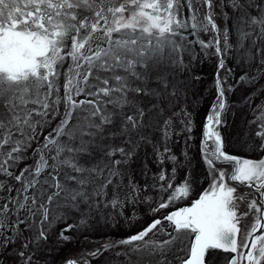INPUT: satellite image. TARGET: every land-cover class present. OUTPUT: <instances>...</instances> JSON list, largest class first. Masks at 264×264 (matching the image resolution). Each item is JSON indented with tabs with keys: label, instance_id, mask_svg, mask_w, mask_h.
Segmentation results:
<instances>
[{
	"label": "snow or ice",
	"instance_id": "1",
	"mask_svg": "<svg viewBox=\"0 0 264 264\" xmlns=\"http://www.w3.org/2000/svg\"><path fill=\"white\" fill-rule=\"evenodd\" d=\"M185 6L187 16L182 15ZM262 6L264 0L256 5ZM252 7L246 0H0V193H6L0 197V258L7 260L6 250L15 244L19 251L13 264H36L55 222L82 203L95 200L98 205L113 179L127 174L136 149L146 140L145 118L151 116L137 99L178 94L167 69L184 71L189 66L183 59L186 46L173 37L184 41L181 30L191 28L189 34L196 39L189 43L217 59L216 99L199 145L210 184L189 205L157 215L123 239L65 256L63 264H90L85 257L96 258L118 246L125 252L116 255H136L148 264H214L219 251L228 254L225 264H264V156L253 160L229 154L220 130L229 107L226 92L232 90L228 76L222 75L231 74L225 63L234 48L230 36L233 30L238 33L237 47L245 61L255 59L243 46L252 35L245 28L259 29L264 37V11L249 15ZM224 8L236 14L234 28ZM221 17L224 24L217 23ZM201 32L211 38L200 39ZM256 53L264 65V49ZM258 71L264 73V68ZM255 79L245 73L237 83ZM153 80L155 89L150 88ZM182 111V130L191 133L194 121ZM257 120L260 142L248 147L264 151V110ZM53 122L55 127L44 134ZM170 129L171 118L163 121L165 142ZM153 150L157 164L172 163L170 174L161 168L153 183L144 185L158 194L145 196L144 202L159 214L189 198L192 179L185 172L177 183L180 162L166 143L162 150L155 145ZM30 153L32 163H26ZM183 155L187 162L188 152ZM217 162L230 164V171L218 169ZM238 186L250 191H238ZM127 187L124 200L114 191L105 206L122 208L130 197L135 203L134 194L141 188L131 176ZM21 212L27 215L21 218ZM87 223L82 217L75 227ZM73 227L62 229L58 239L70 242L65 233ZM150 234L161 238L151 239Z\"/></svg>",
	"mask_w": 264,
	"mask_h": 264
},
{
	"label": "trees",
	"instance_id": "2",
	"mask_svg": "<svg viewBox=\"0 0 264 264\" xmlns=\"http://www.w3.org/2000/svg\"><path fill=\"white\" fill-rule=\"evenodd\" d=\"M246 3L253 6L249 15H257L259 12L264 11V6L260 8L256 7V5L260 3V0H246ZM217 11H221V9H218ZM222 11L232 17L227 23L234 28L236 23V14L234 11L231 8H224ZM245 11L248 10L245 9ZM182 15H188L186 6L182 10ZM217 23L224 24L225 18L221 17ZM191 31V28L181 30V34L187 37L184 41H181L179 37H173V39L186 46L187 51L183 54V59L184 63L189 66L188 69L184 71H173L171 66L167 69L166 74L173 83L179 86L178 94L175 96L142 95L137 99L140 107L149 111L151 116L145 118L146 127L143 129L142 134L146 137V140L142 141L140 146L136 149V157L130 163L127 174L113 179V184L106 190L107 196L101 198L98 205L95 200L89 202L91 207H89V203H82L78 210L65 213V219L55 222L49 230V239L46 247L38 254L37 264H63V257L72 256L73 252L78 248L90 246V244H93L100 236L105 237L112 234L115 237V240H119L123 239L126 235L133 233L135 227L141 223L136 220L134 222L131 220L134 210H136V213L137 210H145V202H143L140 195L145 194L146 192L147 194L158 195L154 189L149 188L148 190H144L145 183L151 185L153 183V174L158 173L161 168L166 169L169 174L171 173V162H166L163 165H159L155 162V153L153 150L154 145L162 150L165 143L167 144V147L171 149L170 154L175 155L180 162L177 164V183L184 177L185 172L190 173L192 179V191L189 198L175 202L168 209L161 210L159 214L152 213L150 207L146 208L148 209V213L142 216L143 222H149L157 217V215L161 217L170 209L185 204L192 198L197 197L203 190L206 180L205 173L208 170L201 158L199 145L205 117L209 112L210 105L216 99L213 82L216 75L215 69L217 59L214 56L203 55L199 45L189 43V41L196 39L195 36L189 34ZM245 31L252 32V35L243 41V46L255 55V59L245 61L241 58L240 53L242 49H238L237 47L239 36L238 33L233 30L232 35L230 36V41L234 45V48L231 56L225 62L226 69H231V74L228 75L226 71L222 72V75L228 76L227 84L232 85V90L226 92L229 107L225 114V125L220 130L225 140L226 151L229 154L239 157L254 158L258 155H264V151H253L248 146L243 147L239 145V147L232 145L233 137L237 135L236 132H257L259 130V121L257 120V117L262 114V110L264 109V73L258 71V69L264 68V65L260 63L261 56L256 53V49H264V37L259 36V29L253 32L251 28H245ZM199 38L207 40L210 39L211 36L201 32ZM193 55L197 57L195 60L192 59ZM245 73L249 76H255V81L251 83H237L240 76ZM195 76H199L200 79H193ZM227 84L225 87H227ZM156 87L155 80H153L150 84V88L155 89ZM168 92H172L171 87L168 88ZM154 105L155 107H153ZM182 110H186L190 114L189 118L194 121L192 125L193 131L191 133L182 130L184 125L181 124V120L186 119ZM125 111L131 114L128 109H125ZM169 118H171V135L165 142L163 139V121ZM230 119H235L237 121L245 120L244 127L247 130H244L243 127H236L234 132H228L229 128L227 121ZM51 130L52 128L49 129V131H45L44 134H47V132H50ZM230 134L233 137H231ZM189 135L192 136V140L187 139ZM246 140L251 145L260 142L258 137L251 136L250 134ZM240 142L237 144H240ZM185 151L188 152L190 157L187 162H185V157L183 155ZM185 164L186 166H181ZM44 175H47V173ZM129 176H131L134 183L141 188V191L135 194V197H138L136 202L133 203V198H130V202H125L122 208H118V211L123 214L120 213L118 216H112L111 210L109 215H105V217L102 218V215L97 212L109 210L111 208L110 205H105L107 200L112 199L111 197L113 196L114 191H117L119 196H121V189H128L127 184ZM12 181L13 180H11V183L14 186H18L15 184V181ZM4 195L6 194L0 193V197ZM0 203H3L2 199H0ZM60 203L63 202L60 201ZM54 205L55 204H53L52 207H54ZM139 207L140 209H138ZM58 211L62 212L63 209L61 208ZM26 215V212L20 213L21 218H24ZM82 217H86L88 223L81 227H75L80 224ZM136 218L137 216H135V219ZM68 225H74L71 231L65 233V235L71 237V240L70 242L60 241L58 239L59 233ZM21 227L24 226L22 225ZM24 235L27 237L30 233L26 231ZM18 251L19 249L15 244L10 246L6 250L8 259L3 260L0 258V264H13ZM28 251L31 252V249ZM101 256H105V254H101ZM48 257H51L50 260H48ZM98 258L99 257H96L95 259L98 260ZM20 264H23V262L21 261Z\"/></svg>",
	"mask_w": 264,
	"mask_h": 264
},
{
	"label": "rangeland",
	"instance_id": "3",
	"mask_svg": "<svg viewBox=\"0 0 264 264\" xmlns=\"http://www.w3.org/2000/svg\"><path fill=\"white\" fill-rule=\"evenodd\" d=\"M65 67H67V65H65ZM61 83H62V81H61ZM61 93H62V90H61ZM85 97H83V96H81V97H78V99H84ZM212 105V104H211ZM210 105V106H211ZM63 109H62V107H61V111H62ZM264 110V109H263ZM246 121L244 120V121H237V120H229V121H227V125H228V132H234V129L236 130V127H239V128H242L243 127V129L244 130H247L245 127H244V123H245ZM55 123L56 122H53L52 123V125L50 126V127H48V128H46L45 130H44V132L45 131H49V129H51V128H53V127H55ZM235 126V127H234ZM233 130V131H232ZM255 133L256 132H236V134L237 135H235L234 137L233 136H231V134H230V136L231 137H233V143H232V145L233 146H239V145H241V146H243V147H245V146H248V145H251L250 143H248L247 142V140H246V138L248 137V135L250 134L251 136H256L255 135ZM237 136H238V138H237ZM241 141V142H240ZM240 142V144H237V143H239ZM33 146H35V145H33ZM240 147V146H239ZM260 157H259V155L258 156H255L253 159H255V160H258ZM26 163H32V159H31V153L29 154V159L26 161ZM23 165H21V167H22ZM216 167L218 168V169H222V167H224V166H220V164H219V162H217V165H216ZM227 167H230V166H227ZM222 170H224V169H222ZM205 177H206V180H205V183H204V189H206L207 187H208V185L210 184V182H211V177H209V175H208V171L205 173ZM0 179H4L3 177H0ZM13 182V181H12ZM7 183H10V184H12L11 183V180H8L7 181ZM118 185V184H117ZM118 187V186H117ZM203 189V190H204ZM129 192V189H121V193H122V195L120 196V199H124L125 198V195L127 194ZM3 194H6V193H3ZM142 198L141 199H143V202H144V197L145 196H154V197H156V195H151V194H147V192L145 193V194H142V195H140ZM134 197H135V194H134ZM112 198V197H111ZM130 198H133V197H130ZM130 198L126 201V202H130L131 200H130ZM193 199V198H192ZM144 207H145V210L144 211H141V210H137V213H136V210H134V212H133V217H131V220H133V222L136 220V221H138V222H141V223H139V225H137L136 227H135V229H134V231L133 232H136V231H138L139 229H141V228H143V227H145L148 223H150V221L149 222H143V217L142 216H144V214H147L148 213V209H146V208H148V207H150V205H149V203H146L145 202V204H144ZM56 208V206L54 205V207H53V209H55ZM138 209H140V207L138 208ZM173 209V208H172ZM57 211L59 210V209H56ZM112 210V216H118V214H120L121 212L120 211H118L119 209L117 208V209H112V207L109 209V210H102L101 212H97V213H100L101 215H102V218L103 217H105V215H109V212ZM171 210V209H170ZM79 213V212H78ZM131 215V216H132ZM135 216H137V218L135 219ZM81 221V220H80ZM132 233H130V235H131ZM126 236H129V234L128 235H126ZM125 236V237H126ZM113 238V239H112ZM115 237L111 234V235H107V236H105V237H102V236H100L99 238H97L96 239V241L93 243V244H90V246H83L82 248H78V249H76L74 252H73V255L72 256H77V255H79V254H81V253H83V252H90V251H92L93 249L95 250L97 247H100L104 242H105V240H107V241H109L110 239H112V240H115L114 239ZM149 238H151V239H160L161 238V236H159V235H157V236H152L151 234L149 235ZM125 252V248H123V247H116V248H114V249H112V250H110V251H106V252H103L102 254H105V256L104 257H102V260H101V257L99 256V258H98V260L97 259H95V258H90V257H85L86 259H88L89 261H90V264H148V261L147 260H144L143 262H141V261H139V259H138V257L136 256V255H131V256H126V255H123V254H121V255H116V253H124ZM50 258L51 257H48V260H50ZM36 264H37V262H36Z\"/></svg>",
	"mask_w": 264,
	"mask_h": 264
},
{
	"label": "flooded vegetation",
	"instance_id": "4",
	"mask_svg": "<svg viewBox=\"0 0 264 264\" xmlns=\"http://www.w3.org/2000/svg\"><path fill=\"white\" fill-rule=\"evenodd\" d=\"M222 164L224 165V167H222V169H224L225 171H230V169H231L230 164H225V163H222ZM227 166H230V167H227ZM230 183H233V182H230ZM238 191L249 192L250 190L247 188H243V187L238 186ZM251 194L256 196L257 199H259L258 194L255 193L254 190H251ZM165 227H166V225H165ZM227 256H228V254L223 253L222 251L214 253V255H213L214 264H225Z\"/></svg>",
	"mask_w": 264,
	"mask_h": 264
},
{
	"label": "water",
	"instance_id": "5",
	"mask_svg": "<svg viewBox=\"0 0 264 264\" xmlns=\"http://www.w3.org/2000/svg\"><path fill=\"white\" fill-rule=\"evenodd\" d=\"M196 199H197V198H196ZM193 200H194V199H193ZM191 201H192V200H191ZM191 201H190L188 204H185V205L179 206V207H177V208H175V209H173V210H171V211H175V210H178V209L181 208V207H185V206L189 205V204L191 203ZM171 211H169V212H171ZM169 212H168V213H169ZM168 213H167V214H168ZM167 214H166V215H167Z\"/></svg>",
	"mask_w": 264,
	"mask_h": 264
}]
</instances>
